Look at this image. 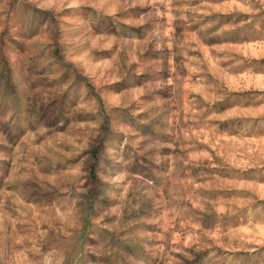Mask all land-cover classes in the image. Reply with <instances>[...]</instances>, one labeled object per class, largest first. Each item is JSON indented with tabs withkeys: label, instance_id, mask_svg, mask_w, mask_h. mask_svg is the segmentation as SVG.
Wrapping results in <instances>:
<instances>
[{
	"label": "rangeland",
	"instance_id": "1",
	"mask_svg": "<svg viewBox=\"0 0 264 264\" xmlns=\"http://www.w3.org/2000/svg\"><path fill=\"white\" fill-rule=\"evenodd\" d=\"M0 264H264V0H0Z\"/></svg>",
	"mask_w": 264,
	"mask_h": 264
},
{
	"label": "trees",
	"instance_id": "2",
	"mask_svg": "<svg viewBox=\"0 0 264 264\" xmlns=\"http://www.w3.org/2000/svg\"><path fill=\"white\" fill-rule=\"evenodd\" d=\"M94 167V166H93Z\"/></svg>",
	"mask_w": 264,
	"mask_h": 264
}]
</instances>
